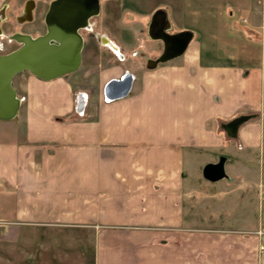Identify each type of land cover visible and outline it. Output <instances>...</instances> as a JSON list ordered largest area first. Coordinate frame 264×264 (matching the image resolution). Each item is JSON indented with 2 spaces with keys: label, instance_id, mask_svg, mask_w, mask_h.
I'll return each instance as SVG.
<instances>
[{
  "label": "crops",
  "instance_id": "obj_1",
  "mask_svg": "<svg viewBox=\"0 0 264 264\" xmlns=\"http://www.w3.org/2000/svg\"><path fill=\"white\" fill-rule=\"evenodd\" d=\"M165 1L181 31L211 16L205 0H162L163 8ZM237 1L220 2L213 17L224 33L221 57H210L196 38L122 98L77 102L75 78L45 81L27 71L14 77L20 109L0 120V245L20 229L28 245L42 230L47 254L32 259L27 252L31 264H264L256 238L203 235L206 212L197 206L212 200L218 215L239 212L233 220L240 226L231 227L238 231L264 222V159L259 172V165L250 168L252 152L264 151L262 129L242 124L233 137L225 128L262 106L252 77L261 69L252 58L259 50L249 37L238 41L241 28L226 12L252 14L255 0ZM243 18L251 30L264 24ZM220 163L225 185L200 191L196 176ZM247 181L254 190L245 189ZM247 212L262 217L248 219ZM58 234L62 241H50ZM55 243L64 248L58 259Z\"/></svg>",
  "mask_w": 264,
  "mask_h": 264
},
{
  "label": "flooded vegetation",
  "instance_id": "obj_2",
  "mask_svg": "<svg viewBox=\"0 0 264 264\" xmlns=\"http://www.w3.org/2000/svg\"><path fill=\"white\" fill-rule=\"evenodd\" d=\"M165 3L163 8L162 0H1L3 35L0 38L6 37L8 41L18 44L16 50L20 43L10 40L9 36H43L48 32L46 19L59 18L58 45L71 54L80 52L77 70L59 78L67 83L74 78L77 80L73 93L77 102L95 97L116 100L118 98L114 96L120 94L121 88L114 87L107 91L111 81L132 85L141 79L140 75L172 61L158 62L164 44L160 39H151L149 35L151 28L156 31L160 26L163 16L166 18L162 23L164 29L174 34L168 12L170 4ZM55 5L58 14L52 15L50 13ZM161 10L164 13H160ZM11 18L19 30L5 36L4 24L12 25ZM40 24L43 32L35 34L33 30L39 28ZM143 41L147 42L146 47L137 44ZM151 66L154 68L151 69ZM129 93L130 90L127 95Z\"/></svg>",
  "mask_w": 264,
  "mask_h": 264
},
{
  "label": "rangeland",
  "instance_id": "obj_3",
  "mask_svg": "<svg viewBox=\"0 0 264 264\" xmlns=\"http://www.w3.org/2000/svg\"><path fill=\"white\" fill-rule=\"evenodd\" d=\"M206 1V5L205 9H207V11L211 12V16L210 18H204L202 19V21H193V24L189 25V28H186V30L191 31L193 33V39L191 41L190 44H192V42L196 39V38H200L201 40L203 38V42L205 45L209 46L211 49V56L214 57H221V55H219V53H221L222 51H224V40H223V31L221 29V26L219 25V23L216 22L217 18H213L215 15V11L218 10V4L220 2H224V0H205ZM236 1V0H235ZM242 1V3H244L245 0H239ZM237 1V2H239ZM234 10L236 11V8H228L226 10L227 14L229 15V13L234 14V16L232 17V19L234 21H236L237 26H239L240 29H238L240 31V33L238 34V41H244V39H246L247 37L250 38L251 43L256 46L258 48L259 51H257L256 54H254L252 56L253 58V62L255 64H258V66L261 67L260 70L258 71H252V77H256L259 80V91L258 94L260 96V100H261V107H259L258 109H254V108H248L245 109L243 112L246 113L245 115H249L251 116V118L248 120V122H246L245 124H243L242 126L249 124V123H257V125L259 127H261L262 129V144H264V24H262V28L256 29V30H251L248 29V20L244 19L245 18H264V0H255L254 1V6L252 7V14H250V12L245 11L243 13H241V16L238 15V13L234 12ZM220 11L216 12V14H219ZM252 15H254V17H252ZM250 16V17H249ZM145 20V19H144ZM143 20V22H144ZM239 20V22H237ZM11 24H4V33L5 36L9 35L11 33H13L16 29H18V27L16 26L14 19L11 18ZM236 25V24H235ZM32 27H30L31 29ZM247 29V30H246ZM37 30V31H35ZM173 33H178L177 31L181 32V30L179 28H172ZM185 31V30H182ZM33 32H35V34L43 32V27L40 24L39 28H35L33 30ZM248 32V33H247ZM211 35H214V39L211 38ZM251 36V37H250ZM247 40V39H246ZM142 41V40H141ZM137 44H140L144 47H146L147 42L143 41V42H137ZM0 54H4V53H8L11 52L12 50H14L18 44L14 43V42H10L7 40L6 37L4 38H0ZM255 73V75H254ZM141 78V75L140 77ZM95 98H99V97H95ZM93 98V99H95ZM87 114H89V111H87ZM228 121V120H226ZM0 123H2V121H0ZM224 123V122H223ZM21 126V124H19ZM218 127H221V125H217ZM226 139L230 140L228 134L226 133ZM237 140L234 139V143H236ZM224 152V151H223ZM225 153V152H224ZM223 153V154H224ZM252 157H251V162H250V168L255 169L256 166H258V172H259V167L260 169H262L263 164L261 163L262 160L264 159V151L257 149L255 151L252 152ZM254 172H256L254 170ZM202 173V174H201ZM230 176H232L231 173H229ZM202 176H204L203 171L199 173V175L196 176V184H198V189L200 191H205L207 193H215L219 190V186H223L226 183V179L223 178L219 181H216V183L212 184V183H208V182H204ZM229 176V177H230ZM233 178V177H232ZM206 179V178H205ZM229 180V179H228ZM232 180V179H231ZM231 184H234L231 182ZM250 186V189H248L247 187ZM227 186L226 189H229ZM246 190H254V187L252 184H250V182L247 181V186L245 188ZM258 190V189H257ZM198 207L202 208L205 212L206 215H201V217L204 216V225L202 224H198L200 227L201 225L204 227H208L206 230L204 231V233H202L203 235L205 234H211L213 235V237H218V238H222V239H231L234 238V236L238 237V235H240L242 238L245 239H257L258 240V247H257V253L259 256V260L262 262L264 261V222L260 223V224H251V230H234L233 228H238V226H240L239 223H235V221L233 220L234 217L239 216V212H232L231 216L227 215V214H221L218 215V210L216 208V202L210 200L209 203L207 202V204L203 207V205L199 204L197 205ZM248 213V212H247ZM220 217V218H219ZM244 217L250 219L253 218V220H257L260 219L262 217V215L259 214H246L244 215ZM206 219H208L206 221ZM218 219H222V220H218ZM223 219H226L225 222ZM229 219V220H228ZM264 219V216H263ZM220 221V223H219ZM207 222V223H206ZM196 225V226H198ZM243 225V223H242ZM241 225V227H243ZM255 225V226H254ZM20 227V226H19ZM233 227V228H231ZM247 227V226H245ZM225 229V230H223ZM21 230V229H20ZM18 231L16 234L17 236H14V238H12L11 242L9 244L7 243H2L0 245V255L2 256V261L0 264H31L30 262H28V260H31V258L29 259L25 257L26 253H29V256H32V259H42V257H44V255L47 254V246H46V241H47V235H46V231H37L34 232V237L32 239V241L30 243H28V245H26L24 243V235H25V231ZM24 230V228H23ZM58 233V232H57ZM62 233V232H61ZM60 233V234H61ZM66 233V235L69 234V231H65L63 232V234ZM201 233V232H200ZM237 233V234H236ZM58 234L55 237H51L50 241H52L53 239L56 241V243L59 240H63L61 238L62 235ZM78 236H80L81 233H77ZM89 234V233H88ZM236 234V235H235ZM82 237V235H81ZM90 238V237H89ZM88 238V239H89ZM4 240V239H2ZM54 243V242H53ZM56 243L53 245L54 247V251H55V255L57 257V259L61 256V253H64V248L63 247H56ZM78 251H72V254L77 253ZM55 257V258H56ZM263 263V262H262ZM53 264H59L57 263H53Z\"/></svg>",
  "mask_w": 264,
  "mask_h": 264
},
{
  "label": "water",
  "instance_id": "obj_4",
  "mask_svg": "<svg viewBox=\"0 0 264 264\" xmlns=\"http://www.w3.org/2000/svg\"><path fill=\"white\" fill-rule=\"evenodd\" d=\"M164 13L163 10L159 11ZM52 15L58 14L57 5L53 6ZM30 19V18H28ZM162 23L166 18H160ZM1 23V20H0ZM48 32L43 36L33 38L29 35L14 34L9 36L10 40L20 43V47L8 53L0 54V120L8 121L14 119L20 109L21 100L13 86V79L21 72L27 71L33 76L50 81L57 79L64 74L73 73L80 64V52L71 54L63 51L58 45L59 18H47ZM162 23L157 30L150 29L151 39H160L164 44V51L158 60L159 63H166L182 56L193 39V33L185 30L169 34ZM3 35L0 24V36ZM151 69L154 66L150 67ZM121 81H111L107 91L112 88H121L120 94L114 98H122L130 90V84L124 85ZM251 116H240L225 125L231 136H236L242 124L247 122ZM204 175L211 181L224 178L225 172L223 163L207 166Z\"/></svg>",
  "mask_w": 264,
  "mask_h": 264
},
{
  "label": "bare ground",
  "instance_id": "obj_5",
  "mask_svg": "<svg viewBox=\"0 0 264 264\" xmlns=\"http://www.w3.org/2000/svg\"><path fill=\"white\" fill-rule=\"evenodd\" d=\"M172 23V22H171ZM10 35V34H9ZM155 42V41H154Z\"/></svg>",
  "mask_w": 264,
  "mask_h": 264
}]
</instances>
